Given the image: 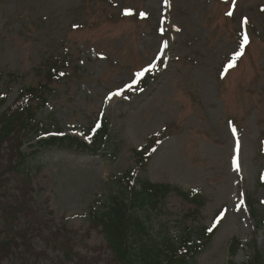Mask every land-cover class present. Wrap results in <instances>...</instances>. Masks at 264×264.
<instances>
[{
	"label": "rangeland",
	"instance_id": "1",
	"mask_svg": "<svg viewBox=\"0 0 264 264\" xmlns=\"http://www.w3.org/2000/svg\"><path fill=\"white\" fill-rule=\"evenodd\" d=\"M45 60L65 61L60 81L46 80ZM28 89L49 96L43 129L90 144L102 118L115 150L43 148L20 129L0 140V264H124L91 211L105 210L128 173L136 189L147 180L206 200L199 212L176 196L135 212L149 236L177 249L182 230L209 227L195 264L264 252V0H0L5 106ZM164 132L141 166L133 151ZM23 154L31 170H16ZM232 241L242 244L234 256Z\"/></svg>",
	"mask_w": 264,
	"mask_h": 264
},
{
	"label": "trees",
	"instance_id": "2",
	"mask_svg": "<svg viewBox=\"0 0 264 264\" xmlns=\"http://www.w3.org/2000/svg\"><path fill=\"white\" fill-rule=\"evenodd\" d=\"M60 65L61 62L50 60L42 65L41 71L46 72L45 78L48 82H52L54 79L60 81L62 74ZM62 65L64 66V64ZM2 95L0 93V140L8 138L18 129L35 138L49 134L50 131L43 129L38 118V108L48 104L49 96L46 95V92L33 91V89L25 90L10 107L5 106L6 99L3 98L5 95ZM32 96H36V98L31 99ZM31 103L36 105L33 106ZM53 127L55 133H61V129L57 125H53ZM88 134L91 138L89 145L67 136L50 137L47 140L40 139L38 144L43 148L75 147L82 153L98 157L107 156L114 149L109 124L106 121H99V127L95 123L90 127ZM136 156L143 164L145 155L137 153ZM32 159L33 155H21L16 170H31ZM129 179L130 176L127 175L124 181L123 179L117 181L118 188H121L118 194L109 197L104 205L105 210L99 213L91 211V220L102 228L105 240L111 246L118 260L124 264H195L194 259L198 253L204 250L211 241V235H207L208 231L205 228H201L197 233L191 231L190 228L184 229L179 239L180 249H177L168 240L158 242L149 236L150 231L144 220L135 212L146 207L156 210L168 196L173 195H177L191 204H198V206H201L203 201L197 203L192 200L195 199L193 194L183 193L170 186L152 185L147 181H140V188L136 189L130 185ZM194 235H197L201 245H196L193 242ZM239 248L240 243L233 241L230 248L231 254L234 256ZM229 264L238 263L230 262ZM242 264H264V252L255 248L248 261Z\"/></svg>",
	"mask_w": 264,
	"mask_h": 264
},
{
	"label": "snow or ice",
	"instance_id": "3",
	"mask_svg": "<svg viewBox=\"0 0 264 264\" xmlns=\"http://www.w3.org/2000/svg\"><path fill=\"white\" fill-rule=\"evenodd\" d=\"M164 2L167 4V3H168V0H164ZM125 14H126V15H129V14H131V13H130V12H126ZM140 15H141L142 17L145 16L144 13H141ZM227 15L231 16V15H232V12H228ZM243 23H244V24H247V23H248V21H247L246 18L243 20ZM243 40H244V43H245V44H247V43L249 42V38H248L247 34H245V36L243 37ZM163 47H164V48H167V47H168L167 41L164 42ZM241 54H242L241 52H236V54L234 55L233 59L228 63L227 67H228V68H232V67H234V66H235V60L238 59L239 56H240ZM153 67H155V65H153ZM145 71H149V69H145ZM137 75H138V76H143V75H144V72L137 73ZM120 94H121V93L116 92V93H113L112 96H117V95H120ZM112 96H109V99H111ZM97 127H99V125H97ZM232 132H233V134L236 133V128H235L234 126L232 127ZM238 152H239V140L237 139V153H238ZM236 170H237V171L240 170V169H239V164H238V162H237V169H236ZM222 218H223V216L219 217V218L217 219L216 222L219 223V222H220V219H222Z\"/></svg>",
	"mask_w": 264,
	"mask_h": 264
}]
</instances>
